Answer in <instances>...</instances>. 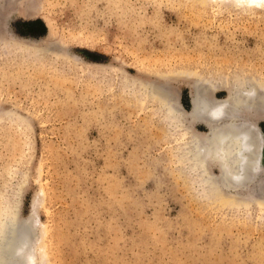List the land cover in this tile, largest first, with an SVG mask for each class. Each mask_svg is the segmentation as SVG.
<instances>
[{
	"label": "rangeland",
	"instance_id": "rangeland-1",
	"mask_svg": "<svg viewBox=\"0 0 264 264\" xmlns=\"http://www.w3.org/2000/svg\"><path fill=\"white\" fill-rule=\"evenodd\" d=\"M183 1L14 0L17 12L46 11L8 26L20 39L48 38L47 20L58 41L93 36L97 49L72 51L134 78L140 67L264 78V8ZM29 60L0 44L2 106L30 118L27 128L0 122V209L11 202L33 219L45 264H264V196L241 193L232 206L181 174L175 131L153 105L125 99L116 74L105 82L60 67L62 79L3 65ZM173 82L177 109L190 111L189 83Z\"/></svg>",
	"mask_w": 264,
	"mask_h": 264
},
{
	"label": "bare ground",
	"instance_id": "bare-ground-1",
	"mask_svg": "<svg viewBox=\"0 0 264 264\" xmlns=\"http://www.w3.org/2000/svg\"><path fill=\"white\" fill-rule=\"evenodd\" d=\"M206 1L208 0H185L182 5L200 10L205 9L203 6ZM13 2L14 0H0V44L8 54L24 53L33 61H16L13 65L8 61L3 65L12 68L33 65L49 76L62 79L66 78L61 76L60 67L82 73L87 78H100L105 82L116 74L119 86L123 88L121 93L127 92L124 94L125 99L132 100L140 108L153 105L164 115L169 128L175 131L173 138L178 156L177 167L179 163L182 164L178 168L182 171L181 174L197 176L200 179L198 185L203 192L217 193L218 202H227L232 206H240L241 201L237 195L241 193L264 196V132L258 125V121H264V78L257 75L223 77L217 69L207 75L202 71L181 67L168 71L140 67L134 78L123 69V64L113 66L94 63L77 55L72 51V45H80L93 51L98 48L95 37L70 34L58 41L49 20H43L50 30L46 39L14 37L8 26L13 16L19 15L24 19L39 16L42 19L41 15L46 10L42 6L39 9L36 7L38 11L35 13L29 9H19L17 12L13 8ZM209 2L242 10L264 8V0ZM51 59L55 62L46 65ZM41 63L44 65L40 66ZM177 78L189 83L191 110L188 112L177 109L174 102L173 81ZM219 90L226 91L225 99L216 97ZM2 103L0 99L1 123L8 121L24 128L29 127L30 118L27 115L20 116L14 111L6 110ZM198 125L206 127L207 132H199ZM169 139L171 142V138ZM18 209L11 202L0 209V264H45L43 246L37 253L35 243L33 244L37 227L31 217L24 218Z\"/></svg>",
	"mask_w": 264,
	"mask_h": 264
},
{
	"label": "trees",
	"instance_id": "trees-1",
	"mask_svg": "<svg viewBox=\"0 0 264 264\" xmlns=\"http://www.w3.org/2000/svg\"><path fill=\"white\" fill-rule=\"evenodd\" d=\"M262 128V127H261ZM263 129V128H262Z\"/></svg>",
	"mask_w": 264,
	"mask_h": 264
}]
</instances>
